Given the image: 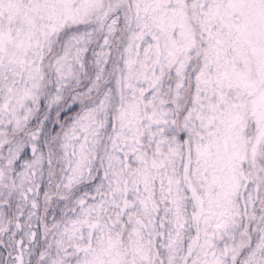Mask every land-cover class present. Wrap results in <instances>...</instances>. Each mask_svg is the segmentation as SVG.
<instances>
[{"label":"snow or ice","instance_id":"snow-or-ice-1","mask_svg":"<svg viewBox=\"0 0 264 264\" xmlns=\"http://www.w3.org/2000/svg\"><path fill=\"white\" fill-rule=\"evenodd\" d=\"M0 264H264V0H0Z\"/></svg>","mask_w":264,"mask_h":264}]
</instances>
